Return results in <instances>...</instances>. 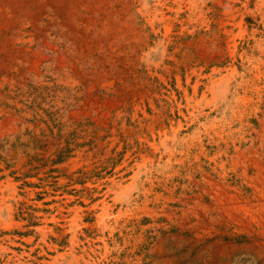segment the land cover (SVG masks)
I'll list each match as a JSON object with an SVG mask.
<instances>
[{"label": "rangeland", "instance_id": "374dc122", "mask_svg": "<svg viewBox=\"0 0 264 264\" xmlns=\"http://www.w3.org/2000/svg\"><path fill=\"white\" fill-rule=\"evenodd\" d=\"M263 144L264 0H0V264H259Z\"/></svg>", "mask_w": 264, "mask_h": 264}, {"label": "bare ground", "instance_id": "6f19581e", "mask_svg": "<svg viewBox=\"0 0 264 264\" xmlns=\"http://www.w3.org/2000/svg\"><path fill=\"white\" fill-rule=\"evenodd\" d=\"M259 142V141H258ZM261 145V144H260ZM264 145V144H263ZM247 149V148H246ZM249 149V148H248ZM237 152V151H236ZM252 152V151H251ZM240 153V152H239ZM254 153V152H253ZM238 154V153H237ZM235 155V154H234ZM241 155V154H240ZM244 155V154H243ZM238 157V156H237ZM236 160V159H235ZM253 163H254V161L252 160V165H253ZM257 164V163H256ZM245 165V164H244ZM254 165H255V163H254ZM257 166V165H256ZM261 167H262V164L260 165ZM263 168V167H262ZM259 170V169H258ZM237 173V172H236ZM253 173V172H252ZM259 180V179H258ZM191 182H192V180H191ZM193 183V182H192ZM264 182H262V184H263ZM245 184V183H244ZM227 185V184H226ZM217 190V189H216ZM224 191V190H223ZM253 192V191H252ZM209 194V193H208ZM212 195V194H211ZM255 195V194H254ZM235 197H236V195H235ZM241 197V196H240ZM255 197H256V195H255ZM262 198V197H261ZM250 199V198H249ZM237 200V199H236ZM185 201H186V199H185ZM191 201V200H190ZM238 201V200H237ZM250 201V200H249ZM263 201V200H262ZM222 202V201H221ZM235 202V201H234ZM253 202V201H252ZM251 202V203H252ZM261 202V201H260ZM264 202V201H263ZM262 202V203H263ZM5 203V202H4ZM222 204H223V202H222ZM240 204V203H239ZM245 204V203H244ZM236 205V204H235ZM260 205H261V203H260ZM221 206H223V205H221ZM240 206V205H239ZM257 206V205H256ZM262 206V205H261ZM220 207V206H219ZM225 207V206H224ZM213 208V207H212ZM217 208V207H216ZM263 208V207H262ZM184 212V211H183ZM8 215V214H7ZM9 216V215H8ZM200 218V217H199ZM228 218V217H227ZM202 219V218H201ZM182 220V219H181ZM71 221H72V219H71ZM75 221V220H74ZM183 221V220H182ZM70 223V222H69ZM175 224H177V223H175ZM75 225V224H74ZM73 225V226H74ZM77 225V224H76ZM68 226V225H67ZM9 227V226H8ZM183 227V226H182ZM10 228V227H9ZM251 228V227H250ZM184 231V230H183ZM202 231V230H201ZM205 231V230H204ZM218 231V230H217ZM69 232V231H68ZM171 234V233H170ZM210 234V233H209ZM257 234V233H256ZM199 236V235H198ZM205 237V236H204ZM257 237V236H256ZM260 237V236H259ZM185 238V237H184ZM188 238V237H187ZM191 239V238H190ZM215 239V238H214ZM220 239V238H219ZM250 239V238H249ZM194 240V239H193ZM213 241V240H212ZM44 242V241H43ZM103 243V242H102ZM240 244V243H239ZM14 245V244H13ZM157 245V244H156ZM231 245V244H230ZM103 246H104V244H103ZM159 246V245H158ZM251 246L252 247H250L251 249H253V251L257 254V258H258V260H259V264H264V252L260 249V247H259V245H257L256 244V246H255V243L253 242V244H251ZM0 247H2V246H0ZM5 247V246H4ZM3 247V248H4ZM71 247V246H70ZM98 247V246H97ZM134 247V246H133ZM201 248V247H200ZM217 248V247H216ZM91 249V248H90ZM5 251V250H4ZM108 251V250H107ZM10 252H12V251H10ZM68 252H70V251H68ZM191 252H193V251H191ZM96 253V252H95ZM13 254V253H12ZM57 254V253H56ZM60 254V253H59ZM21 255V254H20ZM72 255V254H71ZM100 255V254H99ZM74 256V255H73ZM57 257V256H56ZM87 257V256H86ZM189 257V256H188ZM32 258V257H31ZM61 258V257H60ZM100 258H101V256H100ZM104 258V257H103ZM190 258V257H189ZM163 259V258H162ZM85 260V259H84ZM154 260V259H153ZM235 260V259H234ZM86 261V260H85ZM245 261V260H244ZM246 261H248V260H246ZM17 262H18V260H17ZM88 262V261H87ZM186 262V261H185ZM28 263V262H27ZM76 263V262H75ZM90 263V262H89ZM235 263V262H234ZM233 263V264H234ZM74 264V263H73Z\"/></svg>", "mask_w": 264, "mask_h": 264}]
</instances>
